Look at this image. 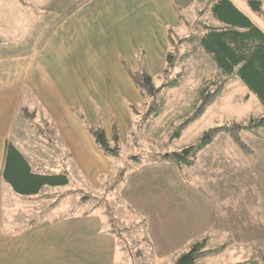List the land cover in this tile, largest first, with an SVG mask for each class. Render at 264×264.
<instances>
[{
    "label": "crops",
    "instance_id": "0c3cea01",
    "mask_svg": "<svg viewBox=\"0 0 264 264\" xmlns=\"http://www.w3.org/2000/svg\"><path fill=\"white\" fill-rule=\"evenodd\" d=\"M28 1L20 4L22 12L34 17L36 35L30 42L37 37L40 50L0 52V222L7 223L0 230V264H114L116 254L121 252L123 258L126 252L112 231L99 230V216L94 223L96 218L87 214L61 219L50 215L37 225L15 229L14 222L26 215L16 209L20 217L13 222V209L26 208L27 214L44 192L53 195L68 186L75 168L89 185H100L98 179L111 169V162L96 145L84 116L92 127L103 113L106 138L113 139L117 126L120 141H127L130 105L143 97L129 77L131 67L142 61L153 67L151 76L159 74L172 46L169 31L189 38L202 36L205 26H221L214 13L217 0H30L40 3L36 6ZM229 1L264 31V18L252 11L248 0ZM46 31L53 32L49 38ZM7 39L0 25V47ZM191 50L189 62L204 57ZM241 137L251 145V154L220 132L190 166L178 169L168 161L152 160L136 170L129 181L128 204L149 221L150 250L169 256L206 237L207 252L201 258L210 264L225 247L236 250L239 262L251 261L263 250L264 126L242 129ZM7 143L15 146L30 172L65 173L69 184L43 185L37 194L16 192L4 177ZM214 197L218 203L210 202ZM83 230L88 247L99 234L105 256L96 260L89 252L82 259ZM89 254L95 256L90 261Z\"/></svg>",
    "mask_w": 264,
    "mask_h": 264
},
{
    "label": "rangeland",
    "instance_id": "374dc122",
    "mask_svg": "<svg viewBox=\"0 0 264 264\" xmlns=\"http://www.w3.org/2000/svg\"><path fill=\"white\" fill-rule=\"evenodd\" d=\"M27 3H32L34 6L40 4L30 0ZM22 11L20 0H0V25H4L5 35L8 37L6 44L0 47V52L20 54L23 52H38L40 50L41 46H38L37 37L34 38V42H30V38L36 35V27H33L35 26L33 24L35 23L34 17L31 13L26 14ZM51 31H46V38H49L48 35L53 33ZM192 32L197 34L198 30L192 29ZM182 37L181 33L176 32L174 44L172 45L173 48L177 49V52H174L176 58L173 67L168 72H163L164 66L159 74L152 76L156 87L170 83L175 79L178 80V83L162 87L153 100L142 97L139 103H131L136 108L134 112L130 109L132 120L130 123L131 130L127 135L128 139L127 141H119L118 157H107L109 158L108 161L111 162V169L105 175L99 177L100 185L98 187L92 184L89 185L90 183L87 182L85 176L79 170L77 171L76 168L73 169L70 175L71 183L68 186H60L55 189L57 194L51 195L49 192H44L43 200L41 202L39 200L38 204L29 206L32 209H28L27 214L25 212L26 208L16 206L13 209V214L11 213L13 222L19 220L20 217L16 209L22 210L23 216L26 215L22 219L23 221H20V219L18 222H14L13 226L15 229L19 226L26 228L30 224L35 223L37 225L44 218L50 219V215H55L57 219H61L64 216H83L84 214L96 218L97 215V217L99 216L102 219L99 230L120 231V237L124 243L123 246L126 248L125 252H127V255L123 258L121 252L117 253L115 250L117 254L114 264H176L178 256L188 251L189 247L178 249L174 254H169V256L160 257L152 249L150 250V246H148L149 240L147 239L143 222H141L142 217H139L132 206L128 204L127 194L130 178H132L134 173L138 172L136 171L137 169L152 161L153 153L180 151L189 145H195L200 141L202 132L207 130V128L247 123L250 119L263 116L264 107L253 92L249 91L235 76H231L221 84L222 88L219 89L215 100L206 106L205 110H203L204 112L184 127L179 135H174L175 130L192 112L191 104L194 101L197 84L205 81V79L211 80L216 70L215 65L205 55L198 61L189 62L186 58L189 57L190 44L185 39L177 42ZM68 45L67 42L63 48L68 47ZM137 54L141 55L140 52H137ZM197 55L199 56L200 54ZM131 68L134 70L133 72H136V70L149 72L153 67H148L142 61H138L136 66ZM208 82L210 83V81ZM214 88L211 86V90H214ZM248 93L250 97L247 96ZM153 103L156 104V113H159L158 115L148 113ZM99 114L102 115L99 118V123L93 124L92 127L105 126L104 115L103 113ZM84 120L87 127H91L88 123L92 124L93 122L86 116H84ZM112 126L115 127V124H112ZM230 139L232 140V137ZM241 139L243 138L241 137ZM245 143L251 147L246 141ZM135 157L139 162L135 160ZM182 175L183 178H186V172ZM84 194H91L94 198L83 200L82 196ZM212 200H210L211 203L217 202L215 197ZM51 204H53V207L50 206ZM49 209L50 212L47 211ZM2 215L4 214L2 213ZM6 218H9V216ZM144 218L149 231L151 230L149 221H147L146 217ZM100 219L96 218L94 223H98ZM6 225V221L0 222V230H3ZM83 231L85 232V230ZM17 232L16 230L13 233L16 234ZM98 236L99 234H96L92 237L94 238V243L88 247L87 241L89 237L87 232H85V235H81L84 238L83 240L80 239V243L81 246L85 247L80 250L82 259L89 252L96 254V257L89 254L88 261H90L91 256H94L96 260L101 256H105V249L101 247L103 242L99 241ZM143 238L145 239L143 240ZM205 260L207 262L204 263L202 258H200L197 260V264H210L208 258ZM210 260L212 264H264V248L259 254H254L252 259H249L251 261L247 262H239L236 259V250L234 251L232 246L225 247L221 253L213 256ZM91 261H94V259ZM85 264L87 263L85 262Z\"/></svg>",
    "mask_w": 264,
    "mask_h": 264
},
{
    "label": "trees",
    "instance_id": "16d2710c",
    "mask_svg": "<svg viewBox=\"0 0 264 264\" xmlns=\"http://www.w3.org/2000/svg\"><path fill=\"white\" fill-rule=\"evenodd\" d=\"M247 3L253 12L264 18L263 1L248 0ZM214 7L215 16L219 19L221 26L216 28L205 26L206 33L202 36L193 35L192 37L181 38L177 41L180 42L182 39H185V41L190 42L191 53L197 52V54L201 53L209 57L211 63L215 65L216 70L211 80L205 79V81L197 84L194 101L191 104L193 108L192 112L175 130L174 135H179L184 127L204 112L203 110H205L206 106L215 100L219 89L222 88L221 84L232 75H236L242 81L243 85L258 97L264 107V31L257 28L251 19L246 17L229 0H217L214 2ZM168 38L169 42L173 45L175 34L169 31ZM174 52H177V49L172 46L166 51L163 72H168L173 67L176 58ZM129 77L142 93L143 98L152 100L160 92L162 87L178 83V80L175 79L170 83L156 87L152 76L145 70L129 72ZM211 86L215 87L214 90H211ZM135 108V105H130L131 111L134 112ZM149 110L148 113L157 114L156 104L153 103ZM261 126H264V115L250 119L247 123L210 127L202 132L200 141L195 145H189L180 151L153 153L152 160L168 161L178 169L190 166L195 161L197 152L207 146L219 132L228 133L232 137L234 144L241 151L251 154V147L241 139V131L242 129L253 131ZM88 130L95 140L96 145L104 154L110 157L119 156L118 144L120 137H118L116 128L113 132L111 142L106 138L103 127H89ZM6 154L8 158L4 177L11 187L20 194H37L40 186H60L67 185L70 182L69 176L65 173L40 174L30 172V168L26 164L25 159H23L13 144L7 143ZM135 160L139 162L136 157ZM86 198L92 199L94 196L84 194L82 199L84 200ZM144 220L145 218H142L141 222H143L142 224L144 225L147 239L149 240V231L146 220L145 222ZM113 233L116 235L118 244H121L119 248L125 252L126 248L123 246L124 243L120 237V231H113ZM206 242L207 238L202 237L200 240L192 243L187 252L178 256L176 264H197V260L207 252L204 249ZM148 246H151L150 240L148 241Z\"/></svg>",
    "mask_w": 264,
    "mask_h": 264
}]
</instances>
